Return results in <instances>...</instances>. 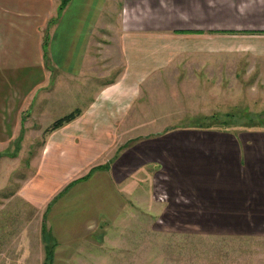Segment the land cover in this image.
<instances>
[{"label":"crops","instance_id":"0c3cea01","mask_svg":"<svg viewBox=\"0 0 264 264\" xmlns=\"http://www.w3.org/2000/svg\"><path fill=\"white\" fill-rule=\"evenodd\" d=\"M59 5L0 0L2 153L22 135L28 106L41 119L38 91L51 74L84 77V94L116 75L92 89L76 118L45 136L36 173L19 181L14 196L24 206L13 214L34 222L2 224V240L29 231L40 217L54 246L74 254L96 233L97 245L127 234L137 210L144 227L158 233L264 238V129H172L133 141L124 133L146 81L161 67L158 41L264 36V0H69L61 12ZM44 129L30 131L37 138ZM8 160L2 156V166Z\"/></svg>","mask_w":264,"mask_h":264},{"label":"rangeland","instance_id":"374dc122","mask_svg":"<svg viewBox=\"0 0 264 264\" xmlns=\"http://www.w3.org/2000/svg\"><path fill=\"white\" fill-rule=\"evenodd\" d=\"M159 64L158 72L151 73L146 81V89L134 106L136 111L130 112V121L125 122L129 127L124 133L129 140L172 129H264V36L158 41ZM115 75L103 76L94 87L109 83ZM83 81L82 76L51 74L49 86L38 91L41 119L36 120L28 106L21 117L22 135L5 153L0 147V264H15L20 257L22 264H264V238L250 233H158L144 227L148 224L141 210L135 212L134 222L129 219L127 234L113 235L111 243L97 245L101 244V234L96 233L92 239L97 244L90 237L74 254L72 249L58 250L54 246L40 217L38 225L32 224V231H18L13 238L8 233L7 241L2 240V224L7 223L4 227L9 229L14 227L15 218L18 223L28 222L27 226L34 222L32 216L21 219L13 214L24 206L14 197L21 192L19 181L28 178L30 172L36 173L33 160L45 136L52 132L47 129L60 121L62 126L70 123L64 119L79 115L89 102L94 87L88 86L84 94L79 89ZM41 127L45 129L36 138L30 129ZM2 156L9 159L6 167L2 166ZM161 196L159 199H163ZM201 219L197 218L196 223Z\"/></svg>","mask_w":264,"mask_h":264},{"label":"trees","instance_id":"16d2710c","mask_svg":"<svg viewBox=\"0 0 264 264\" xmlns=\"http://www.w3.org/2000/svg\"><path fill=\"white\" fill-rule=\"evenodd\" d=\"M68 1H69V0H60V5H59V11H60V12L63 10V8L65 7V5L67 4ZM76 116H77V115H76ZM76 116H75V113H74L73 115H69V116H67V117L64 119V121L70 122V121H72ZM61 122H62V121H60V122H58V123H55L54 125H52L51 127H49V128L47 129V131L50 132V131H54V130L60 128V127L62 126ZM210 128H211V127H210ZM220 129H221V128H220ZM50 256H51V253H50Z\"/></svg>","mask_w":264,"mask_h":264}]
</instances>
